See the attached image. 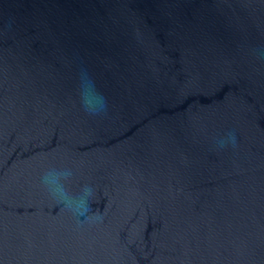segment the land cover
<instances>
[{
  "label": "water",
  "instance_id": "95a60500",
  "mask_svg": "<svg viewBox=\"0 0 264 264\" xmlns=\"http://www.w3.org/2000/svg\"><path fill=\"white\" fill-rule=\"evenodd\" d=\"M0 264H264V0H0Z\"/></svg>",
  "mask_w": 264,
  "mask_h": 264
},
{
  "label": "clouds",
  "instance_id": "9594fccd",
  "mask_svg": "<svg viewBox=\"0 0 264 264\" xmlns=\"http://www.w3.org/2000/svg\"><path fill=\"white\" fill-rule=\"evenodd\" d=\"M81 78L82 80H87L89 83L90 77L86 70L81 71ZM106 107V101H105ZM86 110L90 111V114H96L91 112L90 109ZM229 136L233 137L234 139V132L229 131ZM221 147H225L226 145L223 142H219ZM72 176V171L70 169H56L52 168L44 172L41 177V183L47 188L49 193L54 197L59 199L62 203H64L69 210H72V202L75 200H80L83 204H85L88 208H90V204H88V198L92 195L93 189L90 186H85L82 190V195L80 197H70L67 194V191L64 186V182L68 180Z\"/></svg>",
  "mask_w": 264,
  "mask_h": 264
}]
</instances>
